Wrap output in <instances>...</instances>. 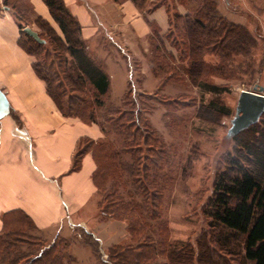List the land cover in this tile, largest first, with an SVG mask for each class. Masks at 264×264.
Returning a JSON list of instances; mask_svg holds the SVG:
<instances>
[{"label": "trees", "instance_id": "trees-1", "mask_svg": "<svg viewBox=\"0 0 264 264\" xmlns=\"http://www.w3.org/2000/svg\"><path fill=\"white\" fill-rule=\"evenodd\" d=\"M131 1L145 13L160 5L167 10L168 30L163 36L154 30L149 57L152 72L161 84L170 79H186L193 87L216 95L226 91V87L210 83L207 76L250 66L256 36L221 15L216 0ZM43 2L62 36L36 16L32 21L41 24L36 31L42 42L23 31L31 23L29 9L16 4L9 7L19 27L18 43L34 57L32 68L45 82L46 92L59 111L64 116L97 123L101 129L102 137L96 141L78 140L70 169L78 170L85 152L91 151L95 162L92 181L100 196V216L125 221L128 236L136 241V247L111 246L107 264H229L226 256L231 251L223 246L227 237L222 244L216 241L220 252L217 256L204 238L197 241V249L189 243L177 246L167 240V228L160 221L165 176L158 171L162 169L159 161L169 150L150 127L148 118L142 117L146 101L129 98L128 90L121 105L129 108L111 104L100 119L95 118L93 107L105 105L101 96L108 92V76L89 55L80 25L64 1ZM4 3L8 5V0ZM178 4L193 7L182 14ZM42 25L49 27L51 49L46 47L48 40L39 30ZM145 94L139 96L147 98ZM183 94L178 93L177 97ZM217 102L210 100L206 109L227 115L229 110ZM232 140L234 155L227 156L226 168L216 175L206 214L212 227L237 235L242 264H264V111L257 122L233 135ZM83 141L85 146H81ZM156 147L160 157L154 162L149 157L152 158ZM35 230L33 222L22 212L3 216L0 264H72L74 258L68 253L67 240L55 239L45 247ZM92 242L97 243L94 239Z\"/></svg>", "mask_w": 264, "mask_h": 264}, {"label": "crops", "instance_id": "crops-1", "mask_svg": "<svg viewBox=\"0 0 264 264\" xmlns=\"http://www.w3.org/2000/svg\"><path fill=\"white\" fill-rule=\"evenodd\" d=\"M63 1L77 19L88 49L101 50L105 43L116 48L117 54L106 57L105 64L95 61L109 80L104 98L122 104L128 90L129 57L144 76L141 87L157 90L160 81L152 72L149 56L154 30L161 36L168 30L164 5L145 13L131 0ZM9 4L29 9L30 15L40 16L62 36L43 0H8V5L0 0V90L9 105V112L0 117V231L3 216L18 211L28 216L43 240L69 231V226L57 229L67 218L73 223L87 221L93 233L107 241L106 248L119 244L120 238L119 242L108 241L121 232L127 235L124 222L103 219L98 213L100 196L92 181L95 162L91 151L85 152L78 170L70 169L78 140L96 141L102 137L101 129L97 123L59 111L32 68L34 57L18 43L19 27ZM216 5L221 15L263 40L259 32L264 29V0H216ZM192 7L177 5L182 14ZM26 26L38 29L31 23ZM114 88L120 91L117 98L111 96ZM110 226L121 232L112 233Z\"/></svg>", "mask_w": 264, "mask_h": 264}, {"label": "rangeland", "instance_id": "rangeland-1", "mask_svg": "<svg viewBox=\"0 0 264 264\" xmlns=\"http://www.w3.org/2000/svg\"><path fill=\"white\" fill-rule=\"evenodd\" d=\"M30 17L31 25L38 28L41 24L32 21L34 16L30 15ZM39 28L41 35L48 40L45 43L46 47L51 49L53 45L49 41L51 34L48 25ZM259 33L263 34V40H257L250 66H243L240 71L206 77L210 83L226 87V91L216 95L193 87L186 79L181 82L174 79L164 81L162 84L159 82L154 92L142 88L144 76L137 70V62L132 57L127 58L128 90L131 92L129 98L133 96L138 100L146 101V107L144 106L146 111L144 109L141 111L142 117L148 118L150 127L168 145L169 151L159 161L162 169L158 171L165 176L160 221L167 228V240L176 242L177 246L189 243L197 249V241L204 238L217 256L220 252L216 247V241L222 244V239L227 237V244L223 246L231 251L230 255L226 256L229 264H242L239 238L227 230L210 225V218L206 214L207 201L212 196L217 173L226 168L227 156H232L235 152V143L226 133L235 114L238 93L241 89H251L256 84L264 85V29ZM108 44L105 43V48L102 47L101 50L92 47L88 49L87 45L86 49L96 62L105 64L108 60L106 57L117 54L116 48ZM165 45L167 50H170L168 43ZM141 76L143 77L140 78ZM119 92L114 88L111 96L117 98ZM140 93H146L147 98H141ZM178 93H184V96L177 97ZM152 96H155V99L148 98ZM101 99L105 105L93 107L95 118L100 119L111 104L121 105V103L115 104L107 97L101 96ZM212 99L218 101V106L227 108L229 113L224 115L220 112L208 111L205 106ZM129 107L124 105L122 109ZM85 144L86 142L83 141L81 146ZM154 149L155 151L151 152L152 158L150 156L149 159L155 162L160 156L157 147ZM123 158L128 159L127 155H123ZM149 159L146 161L149 162ZM98 213L100 215V209ZM122 222L126 230V223ZM62 225L65 228L69 226V231H64L54 240L63 238L68 241V253L74 258L72 264H107L110 247L106 248L107 241L95 235L87 221L85 224H80L66 218L59 223L57 229H61ZM110 229L112 233L121 232L116 226H110ZM123 233H119L118 237L111 236L108 242H119L120 238L121 243L115 245L136 247V241ZM92 238L97 240L96 244L92 242ZM54 240L40 239V243L45 244L46 247ZM224 252L222 250V253Z\"/></svg>", "mask_w": 264, "mask_h": 264}, {"label": "water", "instance_id": "water-1", "mask_svg": "<svg viewBox=\"0 0 264 264\" xmlns=\"http://www.w3.org/2000/svg\"><path fill=\"white\" fill-rule=\"evenodd\" d=\"M23 31L36 41L42 42L37 32L29 26ZM264 111V85H254L251 89H241L237 96L235 114L227 130V137H232L239 131L258 121ZM9 112V105L4 93L0 90V117Z\"/></svg>", "mask_w": 264, "mask_h": 264}]
</instances>
